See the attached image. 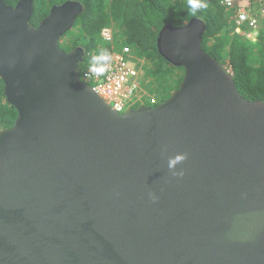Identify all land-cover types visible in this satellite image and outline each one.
<instances>
[{"label": "water", "instance_id": "1", "mask_svg": "<svg viewBox=\"0 0 264 264\" xmlns=\"http://www.w3.org/2000/svg\"><path fill=\"white\" fill-rule=\"evenodd\" d=\"M33 2L0 0L17 111L0 130V264H264V101L203 48L205 21L161 28L182 80L121 113L81 80L87 50L60 45L83 3L34 25ZM177 154L183 176L168 167Z\"/></svg>", "mask_w": 264, "mask_h": 264}, {"label": "trees", "instance_id": "2", "mask_svg": "<svg viewBox=\"0 0 264 264\" xmlns=\"http://www.w3.org/2000/svg\"><path fill=\"white\" fill-rule=\"evenodd\" d=\"M14 6L18 0H5ZM68 0H34L31 23L38 25L51 7ZM85 10L78 15L74 27L68 30L61 47L69 51L76 46L90 53L119 51L130 46L142 69L143 85L156 83L151 94L159 103L176 90L183 77V68L167 62L157 48V36L165 24L185 25L194 17L207 24L203 34V48L230 69L238 91L248 100L264 101V36L253 42L232 34V20L221 0H203L207 7L193 10L188 0H78ZM111 28L113 40L106 41L102 30ZM85 57V58H86ZM167 65V66H166ZM173 72L171 73V69ZM182 70V73L181 71ZM5 85L0 77V130L11 127L17 117L16 109L8 102ZM168 96V97H167ZM145 102V100H144ZM137 102L131 108L139 106ZM154 104L151 106H156Z\"/></svg>", "mask_w": 264, "mask_h": 264}, {"label": "built area", "instance_id": "3", "mask_svg": "<svg viewBox=\"0 0 264 264\" xmlns=\"http://www.w3.org/2000/svg\"><path fill=\"white\" fill-rule=\"evenodd\" d=\"M221 3L230 10L232 34L253 42L264 36V0H221ZM103 38L112 40L110 35ZM111 54L113 60L109 71L102 76H96L90 70L91 61L84 60L80 67L81 80L121 113L137 102L150 106L159 104L156 95L147 94L142 89V69L137 67L131 47L123 46Z\"/></svg>", "mask_w": 264, "mask_h": 264}, {"label": "clouds", "instance_id": "4", "mask_svg": "<svg viewBox=\"0 0 264 264\" xmlns=\"http://www.w3.org/2000/svg\"><path fill=\"white\" fill-rule=\"evenodd\" d=\"M188 6L193 10H198L207 7V5L203 2V0H188ZM112 60H113V56L108 51L101 52V54L99 55H94L91 58L90 70L96 76H102L107 71H109ZM186 159H187V154H177L174 157L169 158L168 167L170 170H173L174 175H178V176L184 175L183 171L176 172L175 169L177 168L178 164L182 163ZM152 199L153 201H155L158 198L155 196V194H152Z\"/></svg>", "mask_w": 264, "mask_h": 264}, {"label": "rangeland", "instance_id": "5", "mask_svg": "<svg viewBox=\"0 0 264 264\" xmlns=\"http://www.w3.org/2000/svg\"><path fill=\"white\" fill-rule=\"evenodd\" d=\"M104 35H110L111 37H112V40H113V33H112V29L111 28H105V29H103L102 30V36H104ZM94 51H92L91 53H90V55L91 56H94ZM85 62H88V60H89V58L88 57H86L85 59ZM167 66V65H166ZM169 67V66H168ZM169 69H171V73L173 72L172 70H173V68H170L169 67ZM230 70V69H229ZM181 71V73H182V70H180ZM231 71V70H230ZM144 82H145V80H143V83H142V89H143V91L144 92H146L147 94H151V91H152V89H154V87H155V85H156V83L154 82L153 84H147V85H143L144 84ZM146 83V82H145ZM172 94V93H171ZM170 94V95H171ZM169 95V96H170ZM168 97V96H167ZM145 103H147L146 101H145Z\"/></svg>", "mask_w": 264, "mask_h": 264}]
</instances>
